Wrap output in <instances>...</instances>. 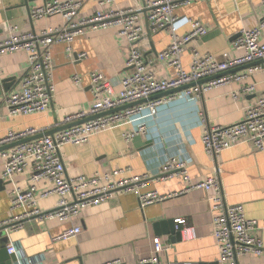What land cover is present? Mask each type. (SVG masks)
<instances>
[{
	"label": "crops",
	"instance_id": "0c3cea01",
	"mask_svg": "<svg viewBox=\"0 0 264 264\" xmlns=\"http://www.w3.org/2000/svg\"><path fill=\"white\" fill-rule=\"evenodd\" d=\"M50 0H0V42L10 32L39 33L43 29L61 28L64 20L54 15L34 20L30 11ZM85 0L79 10L86 17L96 10H120L133 8L140 11L145 29L144 11L147 0ZM103 1V0H102ZM174 13L183 19L199 21L207 28V34L188 43L181 54L182 66H190L193 49L221 57L239 55L231 42L242 28H253L262 17L260 0H192L179 5ZM181 21L179 33L188 31ZM170 28L146 34L139 46L145 63L157 78H171L175 69L157 58V53L170 42ZM264 42V31L259 34ZM129 44L117 35L116 29L84 27L76 36L68 51L64 43H55L51 49L53 97L45 111L29 114L11 113L0 101V139L9 132H21L34 127L45 132L63 127L66 115L86 109L92 102L90 73L101 72L113 81L114 90L130 69L126 66ZM86 57L73 60L78 53ZM251 67H238L234 73L243 74L241 81L222 83L203 92L199 97L183 94L182 90L162 96L164 101L152 112L142 108L129 118L121 120L109 129L94 133L83 144H65L61 150L62 162L68 176H92L114 169H123L128 175H146L134 190L118 191L114 197L98 205L81 210L78 217L67 221L57 218L31 217L21 228L4 231L8 244L15 248L5 264H138L139 260L152 255L153 239L159 237L166 247L158 254L161 264H218V249L213 237L212 221L216 213L212 209V191L191 189L179 173L162 174L161 168L169 159L184 161L192 182L217 175L224 205L240 204L248 218L258 223L255 233L264 244V149L251 143H240L223 150L216 156L208 155L202 146L204 123L208 126L230 125L244 117L246 109L264 96V72H249ZM28 55L23 50L0 53V99L4 93L20 89V79L26 71ZM78 75L81 85L72 77ZM10 77L13 81L5 82ZM254 84L253 93L245 94L239 89ZM237 92L233 99L231 93ZM161 98V97H160ZM154 100V99H153ZM139 125L143 131L135 132ZM53 132V133H55ZM134 133L130 139L125 134ZM3 157L0 152V179ZM8 181L0 190V223L10 215L12 192L16 188L27 189L31 183V167H26ZM37 207L42 211L54 208L57 193L41 196L52 188L46 180L35 183ZM156 191L166 198L140 207L138 196L142 192ZM183 191V192H181ZM184 218L194 230V237L181 236L176 240L164 229L170 228L166 221ZM160 223L158 231L154 223ZM80 227L74 237L55 239L64 230ZM240 263L264 264L260 257L246 255Z\"/></svg>",
	"mask_w": 264,
	"mask_h": 264
},
{
	"label": "built area",
	"instance_id": "2783aa9c",
	"mask_svg": "<svg viewBox=\"0 0 264 264\" xmlns=\"http://www.w3.org/2000/svg\"><path fill=\"white\" fill-rule=\"evenodd\" d=\"M108 1L101 0L99 4L103 5ZM191 1L147 0L141 7L145 14V29L141 22L140 11L133 8L109 11L99 9L89 16L80 17L78 13L85 0H50L32 9L30 18L38 20L58 15L64 20L61 28L43 29L39 33L16 34L12 31L7 39L0 42V53L23 50L28 55V65L20 79V89L4 93L0 99L11 113L29 114L45 111L49 107L54 90L51 81L52 46L55 43H64L66 49L70 51L72 41L83 33L84 27L115 28L117 35L124 37L129 44L126 66L130 69V72L120 80L118 91L114 90L113 81L101 72H91L89 77L92 102L86 109L64 117L63 126H70L52 134H44V130L31 127L18 133L9 132L0 139V146H2L34 137L1 151L3 157L1 178L9 180L29 166L31 167V183L27 189L16 188L12 192L11 215L0 223V228H4L6 232L21 228L24 221L31 217L57 218L67 221L78 217L83 208L108 201L118 191L134 190L138 184L142 183L146 175L127 176L123 169H114L92 176L71 177L65 173L60 153L65 144H83L92 134L109 129L142 108H148L154 112L156 105L162 103L165 98H157L111 113H106L107 111L182 86H187L182 89L183 94L199 97L214 86L229 81H241L245 78L243 74L226 73L227 71L255 61H264V42L258 39L259 34L264 31V0H260L263 13L258 25L249 29H240L231 42L232 48L240 52L239 55L228 56L227 53H223L221 57H218L193 49L190 66L185 69L182 66L181 54L186 45L207 34V28L199 21L179 18L174 13L177 6L189 4ZM182 20L189 29L180 34L178 31L182 26ZM166 27L170 28L171 40L163 50L157 53V58L174 68L175 75L171 78H157L154 71L145 63L143 51L138 43L146 34L158 32ZM84 57L86 54L81 52L73 60ZM257 70L264 72V64L255 66L249 72ZM215 75L219 76L197 84L198 81ZM72 81L78 86L81 85L78 75H74ZM237 90L245 94L253 93L254 84L243 85ZM237 92L231 93L233 99L237 98ZM92 116L95 117L90 118ZM84 119L87 120L76 123ZM202 122L205 128L201 143L208 155L216 156L223 150L244 142L253 144L257 149H264V96L250 105L244 112L242 120L237 123L208 126L203 118ZM143 129L144 126L139 125L135 132L143 131ZM133 135L134 133L125 134V138L130 139ZM186 166L184 161L172 158L166 161L160 172L165 175L179 173L187 183L183 191L202 188L213 192L212 209L216 213L213 216L212 228L218 249V264H247L240 263L239 258L246 255L260 257L264 253V244L255 233L258 227L257 221L246 216L242 205L223 204L217 175L208 176L200 182H192ZM40 180H46L52 184V188L43 192L41 196L52 192L59 195L57 205L47 211L37 207L34 194L35 183ZM165 198V195L154 190L142 192L138 196L140 207ZM174 222L181 236L186 239L194 237V230L187 225L186 219L176 218ZM79 231L80 227L68 228L55 239L65 240L74 237ZM165 247L164 241L154 237L152 255L140 259L138 264H161L158 254ZM6 250L8 254L15 252L11 244L6 246Z\"/></svg>",
	"mask_w": 264,
	"mask_h": 264
},
{
	"label": "water",
	"instance_id": "95a60500",
	"mask_svg": "<svg viewBox=\"0 0 264 264\" xmlns=\"http://www.w3.org/2000/svg\"><path fill=\"white\" fill-rule=\"evenodd\" d=\"M235 37H236V35L233 37V39ZM262 62H263L262 60L255 61V62L246 64V65H243V67H251V66L257 65V64L262 63ZM236 69L237 68H235L233 70H230V71H227L226 73L234 72ZM216 76H219V75H215V76H211V77L202 79V80L198 81L197 84H202V83H204V82H206V81H208L210 79L215 78ZM13 80H14V77H10L7 80H5V82H10V81H13ZM185 87H187V86H182V87H179V88H176V89L168 90L166 92L158 93V94L150 96L148 99H142V100H138V101H135V102H132V103H129V104H125L123 106H120L119 108L109 110L106 113H111V112H115V111L122 110V109H125V108H129V107H133V106H136V105H140V104L146 103L147 101H150V100H153V99H157V98H160L162 96L168 95L170 93L182 90ZM99 115H102V114H99ZM99 115H96V116H99ZM94 117L95 116H92L90 118H94ZM86 120L87 119H84V120L78 121L76 123H81V122H84ZM76 123H74V124H76ZM68 126H70V125H65L62 128L68 127ZM55 131H56V129H54L52 131H49V132H45L44 134H52ZM33 138L34 137L26 138V139H23V140H19V141H15V142H12V143H9V144L2 145V146H0V152L3 151V150L9 149V148H11V147H13V146H15L17 144L29 141V140H31ZM8 183H9L8 181H4L3 179H0V190L4 189L5 186ZM166 222L170 226V228H168L167 230L164 229L165 230L164 231L165 234H171V236H173V238H175L176 240H180L181 239V234H180V231L175 228V225H176L175 222L172 221V220L166 221ZM160 223L163 224L164 227L166 226V223L164 221H157L156 223H154V228H155L156 232H159L158 231V226L160 225ZM4 231H5L4 228H0V264H5V262L10 260V258H11L10 255L7 253V250H6V244L8 242V237H7V235H5L3 233Z\"/></svg>",
	"mask_w": 264,
	"mask_h": 264
}]
</instances>
